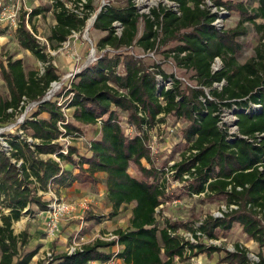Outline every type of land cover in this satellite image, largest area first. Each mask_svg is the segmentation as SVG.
<instances>
[{
    "label": "trees",
    "instance_id": "1",
    "mask_svg": "<svg viewBox=\"0 0 264 264\" xmlns=\"http://www.w3.org/2000/svg\"><path fill=\"white\" fill-rule=\"evenodd\" d=\"M52 1L56 24L48 40L53 49L74 32L82 33L97 15L93 29L104 36L96 42V51L110 49L115 54H100L78 72L65 87L64 103L59 104V96L42 102L61 76L25 17L20 21L18 43L44 64V72H26L21 59L9 58L1 65L9 92L0 99L1 123L10 124L23 109L22 103L39 104L20 125L23 136L18 131L4 134L7 148L0 140V264H31L37 251L21 252L28 235H16L14 223L49 210L40 192L58 194L74 186L97 193L104 186L112 208L108 219L131 207L129 227L115 232L117 241L98 239L76 253H59L49 264H103L113 258L123 264H179L216 253H224L219 264H254L241 245L230 252L201 241L191 243L181 235L182 231L202 232L218 240L220 232L228 234L235 225L258 244L259 263L255 264H264V0H255L253 9L216 0L215 6L240 15L237 26L230 29L214 25L220 15L212 13L204 0H168L178 11L160 6L149 14H140L133 0H127L125 7H98L96 0ZM40 14L41 9L33 10L28 23ZM141 20L144 29L139 35ZM248 25L261 37L254 55L241 63ZM3 33L0 27V36ZM170 43H176L169 52L177 65L193 72L199 88H184L173 75L128 52L131 48L154 51ZM216 59L223 67L214 72ZM163 80L171 81V86L161 87ZM220 83H224L220 90L214 88ZM62 109L69 111L73 123ZM225 109L236 114V133L220 126ZM43 114L48 118H41ZM168 118L187 123L183 129L186 151L171 167H156L151 133ZM82 126L98 127L100 135L89 141L84 152L72 142L60 143L70 137L83 138ZM131 166L141 179L130 174ZM170 176L185 181L184 190L190 196L204 194L210 201L238 209L224 218L208 217L198 228L166 219L161 225L158 214L169 198ZM87 219L98 224L105 220L96 215ZM114 247L117 251L111 252Z\"/></svg>",
    "mask_w": 264,
    "mask_h": 264
},
{
    "label": "rangeland",
    "instance_id": "2",
    "mask_svg": "<svg viewBox=\"0 0 264 264\" xmlns=\"http://www.w3.org/2000/svg\"><path fill=\"white\" fill-rule=\"evenodd\" d=\"M7 1L8 0H0V7L6 6ZM133 1L140 14H149L151 9L159 8L160 6L169 7L174 11H178V7L173 2L168 0ZM215 1L216 0H204L205 6L207 7L208 5L209 7L207 8H209L212 13H219L220 15L214 22V25L220 29H230L236 27L240 20L239 13L235 10H228V8L223 6H215ZM222 1L243 3L252 9L257 7V2L255 0ZM15 3V10L17 11L19 3L18 1H15ZM95 4L98 7H102L107 4H112L116 7H125L127 5V0H96ZM53 5L54 3L52 0H26L25 3L21 4L18 9V20L20 22L23 20V16L25 17L28 29L34 31L41 45L46 47L47 53L49 54L53 65L57 68L58 73L61 76L60 80L50 86L46 96L49 97V100L53 98L57 99L56 96H59L57 100H59L60 104L66 101L65 87L69 86L70 81L74 78L78 71H81L92 64L100 54L104 55L107 52H111L113 54L115 53L110 49L97 53L95 48L96 42L104 36V33L93 29L91 20L94 17L88 22L86 29L82 33H76V35L73 34L64 45L53 49L48 40L51 35V31L56 24L53 14ZM69 6L72 7L71 5ZM36 9H41L42 14L35 17L33 23L29 24V15ZM0 27L4 30V33L0 36V99H5L8 97L9 92L2 79L1 65H6L9 58L14 60L21 59L25 65L26 72H29L39 71L41 69L42 62L37 60L32 53L21 48L17 40V28L12 27L5 22H0ZM248 27L249 35L242 39L245 43V48L242 56L239 58L241 63H244L247 59L254 55V48L259 44L261 37L260 33H258L253 26L248 25ZM143 29L144 22L141 20L139 24V35L142 34ZM121 30L122 28L118 27V31L121 32ZM86 31H88V36L86 35ZM68 43L70 46L65 48V45ZM175 45L176 43H170L168 46L158 45L154 51H143L139 48H131L128 52L131 55L142 59L149 66H159L165 73L173 75L176 79L180 80L184 88H199L195 80L192 78L194 75L193 72L180 68L174 60L173 53L169 52ZM222 67L223 65L221 60L216 61L214 69L221 70ZM159 79L161 78L159 77ZM163 82L164 83H160L161 87H170L172 84L169 80H163ZM55 84H58L59 88L53 91ZM223 84L224 83L215 84L214 88L220 90ZM36 103L37 102L22 103L23 109H19L16 118L11 121L10 124H2L0 120V140L5 147L7 144L4 141L3 135L8 133L15 134L18 131L19 134L23 136V132L19 130V127L24 123L27 117L31 116L37 110ZM63 113L67 114L69 111L64 109ZM67 121H71L73 123L70 118L69 120L67 119ZM236 121L237 117L233 109H225L222 113L220 126L222 129H227L230 133H236ZM186 126L187 123L184 121L168 118L166 124L158 127L151 133L150 148L156 167H171L180 161L183 152L186 151V144L183 142V129ZM81 129L83 138L76 139L70 137L60 140V143L68 144L69 142H72L78 145L81 151L84 152L89 141L94 138H99L100 135H97L98 127L82 126ZM126 130L128 132V129ZM29 141H31V139H29ZM143 164L146 167H149L148 163L143 162ZM129 172L133 177L139 179L142 178V175L137 171L135 166H131ZM185 179H188V177H185ZM186 185L185 181H175L171 178V176L169 177V185L167 188V195L169 198L165 199V203L159 209L158 214V220L161 225H163L165 221L164 219L171 222L180 221L202 225L208 217H214L215 213L221 209V206L226 205L220 200L210 201L204 194L190 196L184 190ZM39 194L43 195L44 200L49 203L50 210L52 209V205L59 202L69 204L72 207V210L70 214L63 219L60 225V231L55 237L49 236L44 232L45 226L48 222L47 211L39 212L37 217L24 216L19 222L14 223L13 229L16 235H20L21 233H27L28 235L26 238V245L22 247L21 252L27 253L35 247L39 248V254L32 260L31 264H49L59 253H68L70 247L75 242L80 243V247H83L85 245L93 244L103 235L109 233L115 235V232L118 229H127L129 227L131 207L120 213L118 217L109 220L108 217L112 212V208L108 203L106 196H100L91 189H85V193L80 200L69 197L62 199L53 191H49L47 193L40 192ZM89 215L104 217L107 223L97 228V225L93 224L94 221H87V217ZM182 233L187 232L182 231ZM201 242L209 244L203 239ZM214 243H216L214 246L216 245L230 252H234L236 250V245H241L249 251L250 259L257 262L253 256L257 257L260 252L258 244L249 239L238 225H235L228 234L220 232L219 239L215 240ZM48 254L51 256L49 257ZM221 255H224V253H216L212 256L202 254L198 256V258H201L204 264H219ZM179 264L193 263L191 260H188Z\"/></svg>",
    "mask_w": 264,
    "mask_h": 264
},
{
    "label": "built area",
    "instance_id": "3",
    "mask_svg": "<svg viewBox=\"0 0 264 264\" xmlns=\"http://www.w3.org/2000/svg\"><path fill=\"white\" fill-rule=\"evenodd\" d=\"M15 1L19 3V7H17V11L15 10L16 8V3ZM26 0H8L7 1V5L6 6H1L0 7V22H5L6 24L18 28L20 26V22L18 20V9L20 8L21 4L25 3ZM207 4V3H206ZM209 4V3H208ZM207 7H209L207 5ZM74 35H76V33H73ZM66 43V42H65ZM64 43V44H65ZM63 44V45H64ZM70 45L69 43L67 45H65V48H68ZM219 59H216V61H218ZM215 61V63H216ZM213 64V70L214 72L218 71V69H214V65ZM53 64V63H52ZM41 69L40 72L43 73L44 72V64H41ZM80 72V71H78ZM77 72V73H78ZM76 73V74H77ZM37 105L39 104V102L36 103ZM66 118L68 117L66 113H64ZM69 120V117L67 118ZM173 172L169 173L172 174ZM187 177V176H186ZM239 190H241L239 188ZM162 207V206H161ZM238 209L237 206L235 205H231V206H227V205H223L221 206V209H219L217 211V213H215L214 218H224L225 214L229 213L230 211L236 210ZM72 210V207L65 203V202H59V203H55V205H52V209L48 210V222L46 224L45 230L46 233L49 236L55 237L57 233H59L60 231V225L63 221V219L70 214ZM199 225L196 226V228H198ZM181 235L183 237H185L188 241H190L191 243H198L199 241L206 240V242H208L210 245H214L216 243H214V239H209L206 235H204L202 232H197L196 234H193L191 232H187V233H182ZM100 240L102 241H117L118 240V236L114 235V234H106L103 235L101 237H99ZM216 246V245H215ZM84 247V246H83ZM83 247H80V243H73V245L70 247L68 254H73L76 253L77 251H81L83 249ZM48 256L50 257L51 255L48 254ZM257 262L252 261L254 264L255 263H259V258L258 256H253ZM189 260L192 261L193 264H203V261L201 258H198V256L196 257H192ZM103 264H121L120 260L118 259H111L110 261L103 263Z\"/></svg>",
    "mask_w": 264,
    "mask_h": 264
},
{
    "label": "crops",
    "instance_id": "4",
    "mask_svg": "<svg viewBox=\"0 0 264 264\" xmlns=\"http://www.w3.org/2000/svg\"><path fill=\"white\" fill-rule=\"evenodd\" d=\"M41 118H45L46 119V118H48V115L47 114H43V115H41ZM105 191H106L105 190V187L104 186H100L98 193L97 192H95V193L96 194H99L100 196H106ZM84 193H85V189H82V188H80L78 186H74V187H72L70 189H63V190H61L58 193V195L62 199H65V198L69 197V198H75V199L80 200L83 197V194ZM84 200H88V199H84ZM37 216L38 215H34V217H37ZM106 223H107L106 220H104L100 224H97V223L93 222V224H96L97 225L96 226L97 228L105 225ZM69 229H72V228H69ZM44 232L46 233V230ZM50 242H52V241H50ZM34 250L37 251L36 255L34 256V258H35L39 254V248L38 247H35V248L32 249V251H34ZM114 251H117V248L116 247L112 248V250H111V252H114ZM120 262H121V264H123V262L121 260H120ZM89 264H99V263H97V262H91Z\"/></svg>",
    "mask_w": 264,
    "mask_h": 264
},
{
    "label": "water",
    "instance_id": "5",
    "mask_svg": "<svg viewBox=\"0 0 264 264\" xmlns=\"http://www.w3.org/2000/svg\"><path fill=\"white\" fill-rule=\"evenodd\" d=\"M101 10V9H100ZM99 10V11H100ZM96 18H97V15L92 19V21H91V25L93 26L94 25V23H95V21H96ZM86 35L88 36V31H86ZM47 100H49V97H45L44 99H43V101L42 102H44V101H47Z\"/></svg>",
    "mask_w": 264,
    "mask_h": 264
},
{
    "label": "bare ground",
    "instance_id": "6",
    "mask_svg": "<svg viewBox=\"0 0 264 264\" xmlns=\"http://www.w3.org/2000/svg\"><path fill=\"white\" fill-rule=\"evenodd\" d=\"M92 21V20H91ZM59 88V85L58 84H55L54 87H53V91L54 90H57Z\"/></svg>",
    "mask_w": 264,
    "mask_h": 264
}]
</instances>
